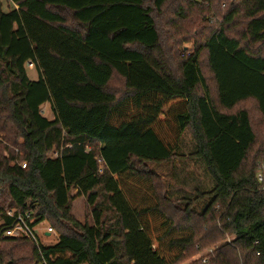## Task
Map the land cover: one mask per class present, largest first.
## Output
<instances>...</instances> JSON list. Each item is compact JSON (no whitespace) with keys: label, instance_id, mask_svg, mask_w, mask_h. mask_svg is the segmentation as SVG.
Here are the masks:
<instances>
[{"label":"trees","instance_id":"trees-1","mask_svg":"<svg viewBox=\"0 0 264 264\" xmlns=\"http://www.w3.org/2000/svg\"><path fill=\"white\" fill-rule=\"evenodd\" d=\"M9 1L13 9L6 12L0 0V123H12L18 139L16 149L0 146L7 152L0 153V232L13 224L7 213L15 211L31 212L36 224H71L79 233L40 248L27 239L0 240L31 243L41 264H203V258L205 264H264V190L258 181L264 151L252 167L245 165L256 143L250 113L225 112L254 100L264 117V56L220 28L186 51L180 76L172 75L163 62L166 50L187 33L175 24L177 15L206 0ZM243 6L249 38L264 45V0H244ZM203 50L217 102L202 72ZM115 75L125 85L121 98L108 91ZM129 101L137 112L126 117L122 108ZM172 102L183 104L177 125L192 134L194 156L212 185L196 191L201 202L185 197L188 203L179 208L169 196L158 197L155 187L156 205L132 203L116 177L151 181L152 173L138 166L173 159L175 152L153 128ZM46 104L53 119L42 115ZM53 149H62L56 159L49 158ZM98 157L105 161L102 175ZM80 197L93 207V225L72 215ZM164 204L180 216L168 215ZM153 212L164 220L158 241L181 249L174 259L154 248L145 217ZM105 213L113 215V224L105 225Z\"/></svg>","mask_w":264,"mask_h":264},{"label":"rangeland","instance_id":"rangeland-1","mask_svg":"<svg viewBox=\"0 0 264 264\" xmlns=\"http://www.w3.org/2000/svg\"><path fill=\"white\" fill-rule=\"evenodd\" d=\"M2 1L6 12H8L9 9H13V5L9 0ZM243 2L244 0H206L202 6H194L189 9L185 8L183 12H179L177 15L178 20H176L175 24L181 26L187 31V33H182L178 36L177 39H179V41L176 46L172 49L166 50L167 58L163 59V62L167 66V70L174 76H180L181 66L184 60L183 55L192 52L195 44L202 45L207 34L211 33V31H218L220 28L224 29L229 37L238 39L241 42V46L246 48L252 54L264 56V45L261 43H254L248 36L247 24L250 19L246 17ZM60 12L64 16H67L66 11ZM234 13L235 15L232 22H226L225 19ZM211 19L215 20L211 22ZM157 22L163 26V23H161L158 18ZM195 31L199 32L197 36L194 34ZM162 35L165 37L163 31ZM180 39H184L185 43ZM201 68L211 87L212 98L217 102V90L213 75L208 66L207 50H203L201 53ZM27 71L30 78L35 77L36 72L34 68L27 66ZM108 91L115 94L117 98L125 96L126 91L123 80L115 75L108 86ZM178 103L179 102L170 103L163 110V115L159 117L157 124L153 126L156 133L164 141L166 146L168 145V147L175 152L173 159L160 164L145 163L139 165V169L145 171L146 174H148V172L152 173L154 177L151 181H149V179H139L128 175L120 178L116 177L120 182L123 191L132 203H140L141 201H144L142 204L145 206L156 205L157 199L154 194V189H156L158 197L162 198L169 196L168 198L172 201V204L179 208L188 203L187 200H182L185 197H190L194 200L195 197L198 196V200L201 202V200H203L202 196L196 191L200 189L201 191L206 190L207 192L212 185L201 161L194 156V141L192 134L190 131L181 133L177 125L175 117L184 109L182 106L183 104ZM241 109H246L250 113L253 130L256 134V143L249 152L248 158L245 162V165L250 168L264 151V117L261 115L257 103L254 100H247L239 103L232 111L225 112L235 113ZM122 110L126 111V117L137 112L132 101H129ZM168 110L169 112H167ZM41 112L44 117L51 119L52 114L49 110V106L44 105ZM11 127H13L12 123H0V146L6 147L9 150L16 149L12 143L18 139L15 134L13 135V133L10 132ZM93 146L98 148L99 144L93 143ZM1 154L7 155V152L2 151ZM10 157H13V155L8 156V158ZM3 190L5 191L6 188H3ZM75 192L76 191H73L72 194L76 195ZM145 198H148L149 202L145 201ZM2 199L9 202L8 196L5 192ZM102 202L103 198L101 197L98 200V203ZM72 206V215L75 219L82 224L86 223L93 225V207L89 206L85 197L75 199ZM172 207H167L166 204L162 205L163 210L166 211L168 215L180 216L175 213ZM167 208L171 211L167 210ZM145 217L154 241L155 250L161 251L167 258L174 259L178 256L181 252L179 247L170 246L169 241L162 244L158 241L164 223L163 218H161L156 212L150 213ZM103 221L106 222L105 225L107 226L113 224V215L105 213ZM3 223L4 221L0 217V227ZM48 227H52L54 230L50 236H46L44 232ZM39 229H41V243L44 246L57 244L59 236L62 234L77 235L79 233V231H77L71 224H65L64 227H62L51 219L40 223ZM178 236L179 235H176L175 239H177ZM231 239L232 237H227L225 240ZM221 243L222 241L218 242L217 246L221 245ZM33 250L34 246L27 241L0 240V264H41L35 259ZM191 251L192 249L190 252ZM189 262L190 260L186 259L179 264H188ZM191 262H193V260Z\"/></svg>","mask_w":264,"mask_h":264},{"label":"built area","instance_id":"built-area-1","mask_svg":"<svg viewBox=\"0 0 264 264\" xmlns=\"http://www.w3.org/2000/svg\"><path fill=\"white\" fill-rule=\"evenodd\" d=\"M17 8V6L15 5ZM28 67L32 68L33 64L28 63ZM62 149H53L49 155V158L56 159L60 156ZM99 164V174L104 173L105 161L103 158H97ZM260 165V164H259ZM21 167L25 169L27 163H21ZM262 171L258 174V181L262 184L264 190V163H262ZM9 217L14 218V222L7 229L0 232V238H10V239H27L35 244L37 248L41 246L39 224H36V219L31 212L16 215L15 211H9L7 213ZM46 236H50L54 230L52 227H48L45 231ZM212 250L209 251V253ZM207 263V258H203V264Z\"/></svg>","mask_w":264,"mask_h":264},{"label":"crops","instance_id":"crops-1","mask_svg":"<svg viewBox=\"0 0 264 264\" xmlns=\"http://www.w3.org/2000/svg\"><path fill=\"white\" fill-rule=\"evenodd\" d=\"M5 11V10H4ZM135 46H137V45H130V47H135ZM32 80H37L38 79V74L37 73H35V77L34 78H31ZM46 106H49V110L51 111V109H50V105L49 104H46ZM167 112H169V110L167 111ZM51 114H52V112H51ZM163 115V114H162ZM51 119H53V114H52V117H51ZM160 121H161V119H160ZM76 193V192H75Z\"/></svg>","mask_w":264,"mask_h":264}]
</instances>
